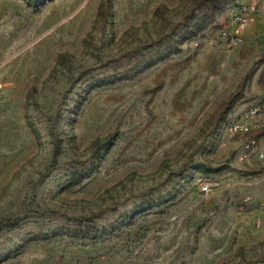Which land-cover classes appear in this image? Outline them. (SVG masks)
<instances>
[{"label":"rangeland","instance_id":"rangeland-1","mask_svg":"<svg viewBox=\"0 0 264 264\" xmlns=\"http://www.w3.org/2000/svg\"><path fill=\"white\" fill-rule=\"evenodd\" d=\"M263 96L264 0H0V264H264Z\"/></svg>","mask_w":264,"mask_h":264},{"label":"built area","instance_id":"built-area-1","mask_svg":"<svg viewBox=\"0 0 264 264\" xmlns=\"http://www.w3.org/2000/svg\"><path fill=\"white\" fill-rule=\"evenodd\" d=\"M253 21V15H251L250 7H247L246 5H242V7L237 11L235 17H234V28L232 30V35L230 37L231 43H238L243 38V32L245 28ZM254 118L255 116H261L264 117V96L260 102L259 106L251 107L247 115L243 116L241 121L238 123H231L230 129L234 131H239L242 133L249 132L253 127L258 128L259 125L253 121H248L247 117ZM256 143V140L254 138H250L247 141V148L252 151L254 145ZM262 156V153H260ZM208 189L207 183H202L200 186V191L205 192Z\"/></svg>","mask_w":264,"mask_h":264},{"label":"trees","instance_id":"trees-1","mask_svg":"<svg viewBox=\"0 0 264 264\" xmlns=\"http://www.w3.org/2000/svg\"><path fill=\"white\" fill-rule=\"evenodd\" d=\"M215 8V6H214V4L213 5H208V6H206V10H212V9H214ZM188 26H189V31L190 32H193V33H196L199 29H200V26L198 25V27H195V28H193L192 26H190L189 24H188ZM163 54H160L156 59H149V60H147V61H145L142 65H141V68H146V67H148V66H150L151 64H153L157 59H160V58H163Z\"/></svg>","mask_w":264,"mask_h":264}]
</instances>
